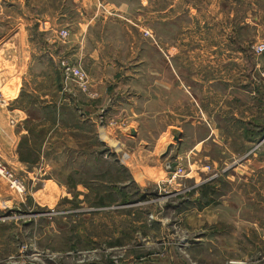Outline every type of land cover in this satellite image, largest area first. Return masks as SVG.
Wrapping results in <instances>:
<instances>
[{
  "label": "rangeland",
  "instance_id": "rangeland-1",
  "mask_svg": "<svg viewBox=\"0 0 264 264\" xmlns=\"http://www.w3.org/2000/svg\"><path fill=\"white\" fill-rule=\"evenodd\" d=\"M40 3L0 0V47L12 28L25 20L31 26L30 17L44 10L54 12V0L47 6ZM78 8L79 22L85 20L88 29V53L95 57L87 59L91 67L96 61H116L122 72H150L147 64L154 60L165 72L174 57L176 64L198 73L194 64L204 57L227 60L238 52L240 69L242 57H264L253 51L264 44V33L255 31L247 18L263 14L264 0H78ZM217 9L224 26L233 22V34L214 32ZM230 11L236 14L233 20L225 16ZM230 35L239 48H213ZM72 64L89 77L80 61ZM4 69L0 66V72ZM66 83L100 121L101 102L91 91V81L94 98L73 81ZM117 84L123 98L149 95L151 90L150 81ZM161 84L158 94L165 104L168 94ZM184 90L171 91L170 106L175 112L184 105L190 108L185 109L188 116L196 118L198 111ZM255 100V124L264 126V98ZM235 101L227 107L238 109L241 116L245 98ZM142 119L136 137L127 130H106L105 121L98 128L80 120L73 153L67 152L69 145L58 144L49 152L63 160L36 162L23 155L36 169L49 171L42 177H29L27 170L15 169L0 157V165L26 185V192L20 193L0 175V264H264V128L244 129L242 135L239 123L226 129L236 142L238 152L233 153L219 151L222 146L211 141L194 145L206 136L204 129L182 127L183 123L172 134L162 122H151L149 115ZM182 137H188L185 143ZM177 167L187 176L171 181ZM46 181L57 187L43 190Z\"/></svg>",
  "mask_w": 264,
  "mask_h": 264
},
{
  "label": "crops",
  "instance_id": "crops-1",
  "mask_svg": "<svg viewBox=\"0 0 264 264\" xmlns=\"http://www.w3.org/2000/svg\"><path fill=\"white\" fill-rule=\"evenodd\" d=\"M40 1V5L47 6V2L52 0ZM53 11L46 13L44 10L40 12L41 16L39 14L30 17L31 26L25 20L17 29L12 28L0 47V66H5L0 72V92L5 102L4 106L0 107V157L10 160L15 169L27 170L29 177L35 178L39 175L42 177L49 171L36 169L23 155L28 154L36 162L63 160L61 156L51 157L49 152L58 144L69 145L67 152L73 153L72 144H77V137L73 134H77L80 120L98 128L102 121H105L106 130L115 128L114 130L123 133L126 130L129 133L134 131L135 135L131 133V136L136 137L137 129L143 128V116L149 115L151 122H162L164 125L161 126L170 129L172 134H177L176 130H180L183 123L182 127L186 125L194 130L204 129L206 136L199 141H193L192 143L196 142L194 145H203L202 142L205 144L206 141H211L219 148L223 147L219 151L233 153L238 152L236 142L228 137L226 129L239 123L242 135L244 129L264 128L255 124L257 111L255 98H264V57L256 59L242 57L241 69L238 52L227 60L216 56L204 57L198 64H194L198 68V73L185 64H176L174 57L166 66L165 72L159 71V63L154 60L147 64L150 65V72H133L127 71L128 69L122 72L121 65L116 61L105 65L96 61L92 67L98 70L93 71L87 59H92L94 54L88 53L90 45L88 29L85 20L79 22L78 0H54ZM225 16L233 20L236 14L230 11ZM213 18L214 32L233 34V22L224 26L218 9ZM247 18L252 19L247 21L249 25L256 27L255 31L264 33V12L259 16L248 15ZM257 19L262 21L259 23L260 20ZM63 31L68 32L67 39L60 37L59 34ZM218 43L212 44L213 48L224 46L231 50L239 48V41L233 40L232 36L229 40ZM204 47L207 46L204 44ZM62 60L82 63L92 83L91 91L97 94V99L101 102V109L98 111L102 113L100 121L96 119L92 106L82 104L77 92L74 91L76 94L73 95V89L67 85L61 72ZM125 80L150 81V94L126 95L123 98L116 86L117 82ZM160 81L163 90L168 94L165 104L158 94ZM152 87L155 88L153 93ZM182 87L188 97V103L190 98L198 111L196 118L188 116L185 109L188 111L190 108L184 105H180L181 108L175 112L170 106L172 102L169 100V94L174 88ZM239 98H245L246 101L241 116L238 109L231 110L227 107L231 102L237 104L238 101L235 100ZM225 99L230 102H225ZM143 103L149 107L142 108ZM180 111L182 115L177 114ZM180 119L182 123H179ZM224 120L231 124L226 125ZM158 127L159 125H151V128ZM182 138L181 143H185L188 137ZM243 142L246 145L253 144L250 141ZM228 146H231L230 150ZM75 150V154L78 155L77 149ZM57 153L61 155L62 148ZM148 169L156 170L150 167ZM49 185L57 187L54 182L46 181L43 190ZM36 204L47 206L39 202Z\"/></svg>",
  "mask_w": 264,
  "mask_h": 264
},
{
  "label": "built area",
  "instance_id": "built-area-1",
  "mask_svg": "<svg viewBox=\"0 0 264 264\" xmlns=\"http://www.w3.org/2000/svg\"><path fill=\"white\" fill-rule=\"evenodd\" d=\"M61 38H66L68 36V32H60ZM253 51L257 53L258 55H264V44H259L253 47ZM61 66V72L63 74V77H65L66 82L67 81H73L77 88L82 91L85 95L90 96L91 98H94L95 95L92 94L90 91V79L85 74V72L82 70V68L79 65L69 63L65 60H62L60 63ZM3 101V95L0 92V102ZM0 175L4 176L10 181V186L17 190L20 193L26 192V185L23 181L16 178L11 172H9L5 167L0 165ZM187 176L186 170L182 167H177L174 173H172L171 181L175 179H183Z\"/></svg>",
  "mask_w": 264,
  "mask_h": 264
},
{
  "label": "water",
  "instance_id": "water-1",
  "mask_svg": "<svg viewBox=\"0 0 264 264\" xmlns=\"http://www.w3.org/2000/svg\"><path fill=\"white\" fill-rule=\"evenodd\" d=\"M132 135H135L134 134V131H131ZM175 141H178V137L175 138Z\"/></svg>",
  "mask_w": 264,
  "mask_h": 264
},
{
  "label": "trees",
  "instance_id": "trees-1",
  "mask_svg": "<svg viewBox=\"0 0 264 264\" xmlns=\"http://www.w3.org/2000/svg\"><path fill=\"white\" fill-rule=\"evenodd\" d=\"M22 161H23V159H22Z\"/></svg>",
  "mask_w": 264,
  "mask_h": 264
}]
</instances>
